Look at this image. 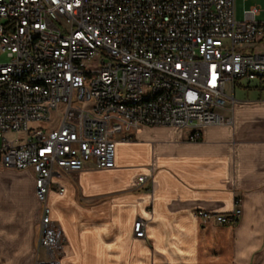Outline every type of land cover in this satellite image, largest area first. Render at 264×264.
Returning a JSON list of instances; mask_svg holds the SVG:
<instances>
[{
  "label": "built area",
  "instance_id": "obj_1",
  "mask_svg": "<svg viewBox=\"0 0 264 264\" xmlns=\"http://www.w3.org/2000/svg\"><path fill=\"white\" fill-rule=\"evenodd\" d=\"M251 84L264 85L257 6L238 21L235 0H0V169L34 173L36 264H61L65 243L52 177L112 169L138 126L190 129L196 142L229 124L230 94ZM196 214L229 226L241 211ZM132 230L144 239L146 222Z\"/></svg>",
  "mask_w": 264,
  "mask_h": 264
},
{
  "label": "crops",
  "instance_id": "obj_2",
  "mask_svg": "<svg viewBox=\"0 0 264 264\" xmlns=\"http://www.w3.org/2000/svg\"><path fill=\"white\" fill-rule=\"evenodd\" d=\"M238 88L258 97L236 100L234 91L222 112L229 124L205 126L196 142L190 129L138 126L116 144L112 169L52 177L47 199L66 241L61 263L264 264V85ZM78 198L98 202L86 207ZM235 206L241 214L229 226L196 214ZM40 213L33 171L0 169V264L31 257ZM138 219L144 239L133 236Z\"/></svg>",
  "mask_w": 264,
  "mask_h": 264
},
{
  "label": "rangeland",
  "instance_id": "obj_3",
  "mask_svg": "<svg viewBox=\"0 0 264 264\" xmlns=\"http://www.w3.org/2000/svg\"><path fill=\"white\" fill-rule=\"evenodd\" d=\"M250 6H257L259 9H264V1L263 0H235V17L238 21H241L243 19V12ZM263 16L260 18L262 19ZM244 84V83H242ZM245 87V86H244ZM259 92L255 89H246V88H236L235 93H234V99L239 100V99H256L258 97ZM80 204L83 206H91L93 204H97L98 200L94 199L91 201H86L84 199H77ZM49 203V196L47 199V206ZM133 229V228H132ZM133 232V230H132ZM66 241L64 243V248L65 249ZM36 246H37V234L34 236V245H33V250L31 257L29 259L24 260V261H11L10 264H36ZM63 253V252H62ZM62 264V263H61Z\"/></svg>",
  "mask_w": 264,
  "mask_h": 264
},
{
  "label": "bare ground",
  "instance_id": "obj_4",
  "mask_svg": "<svg viewBox=\"0 0 264 264\" xmlns=\"http://www.w3.org/2000/svg\"><path fill=\"white\" fill-rule=\"evenodd\" d=\"M50 209V208H49ZM50 217H51V212H50Z\"/></svg>",
  "mask_w": 264,
  "mask_h": 264
}]
</instances>
